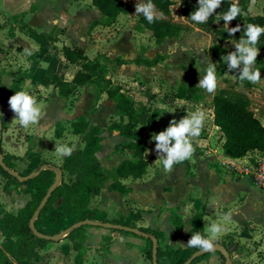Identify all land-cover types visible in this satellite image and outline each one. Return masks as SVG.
Segmentation results:
<instances>
[{"label":"rangeland","instance_id":"1","mask_svg":"<svg viewBox=\"0 0 264 264\" xmlns=\"http://www.w3.org/2000/svg\"><path fill=\"white\" fill-rule=\"evenodd\" d=\"M127 1L134 7L141 3L137 0ZM172 1L174 4L170 8L171 18L174 23L181 25L182 31L178 37L163 43L166 55L162 63L154 68H145L136 67L133 64L117 67L102 62L107 67L106 76L111 75V84L113 81V86L120 85L125 89L131 102L130 109L140 111L143 108H150L155 117L148 134L149 150L145 154V159L149 164L148 172L139 181H123L124 190L121 192L110 191L108 185L111 181H108L100 194L90 199L86 213L96 219L93 221L101 223L117 225L126 223L135 226L136 229L148 228L152 236L157 238V246L162 251H165L166 247L181 250L180 258L175 253L169 252L168 257L163 256L156 259V264H185L192 255L198 252L203 253L197 256L199 259L194 264H264V221L262 222L258 217L259 213L264 210V203L258 206L257 211L254 210L253 203L255 200L259 201L256 196L249 195L241 206L242 213L237 217L231 216L230 222L223 220L220 222V219L226 210L237 212L240 205L239 200H235L230 207L221 205L217 209L214 208L211 215L206 213L204 207L192 205L193 194L186 195L185 193L183 202L187 206L184 205L181 208L180 206L183 205L181 203L177 211L171 212L175 206L166 204L167 196L172 192L173 185L165 178L168 170H165L157 159L153 135L164 131L170 121L179 122L181 118L190 117L194 113L190 110V106L185 107L183 103L193 105L192 108L195 104L198 111L204 112L205 119L200 135L191 141L195 148L194 155L180 164L188 162L187 170L189 171L190 167L193 168L196 165L192 163V160H200L204 161L202 165L204 169H216L221 173L227 172L241 177L248 176L245 173H237L235 168L228 165L222 153L223 137L213 127L210 120L212 98L222 89L245 93L249 98V109L252 113L255 114L256 110L264 112V76L260 75V83L253 84L247 80L241 81L238 75L226 68L216 73L219 74V76L216 75L218 84L213 92L209 93L206 89L199 88L202 96L199 102H183L174 98L179 87L195 86L206 75L204 69L208 59L204 58L203 53L209 57L208 50L215 44V40L212 31L201 28L181 16L180 9L184 0ZM40 2L41 0H0V89H2V96L5 94L12 96L16 92L26 91L36 98L37 106L41 109V116L36 124L21 127L8 105L9 99L0 102V120L4 121L0 148L6 156L5 162L13 165L12 171L23 177L21 175L43 164L59 172L64 157L55 153V147L58 144L73 147V153L77 151L91 153L92 146L86 145L83 134L74 135L70 126L72 121L84 115L88 125L98 127L99 134L103 135L101 140H105L103 143L106 145L105 148L103 145V149L100 143V148L95 153L96 156L103 149L100 156H96L97 159L99 158L101 169L105 174H113L120 162L131 157L124 149L126 140H119L118 145H115L117 134H113L114 131H107L108 126L118 120V115L113 117L110 113L109 107L113 103L107 98L104 86L91 83L81 88L80 92L74 91L68 97L55 95L50 77L55 73L62 76L73 75L80 68L72 66L68 70L65 62L60 60L59 53L52 47L43 58L44 62L40 64L39 60L33 57V53L39 47L38 44L20 30L21 25L27 21L25 15H32L36 12ZM263 5L264 0H252L248 14H256ZM137 15L134 10L129 16H121L111 26V31L120 38L116 48H109L112 58L130 56L132 60L136 57L151 59L157 54L159 47L154 44L150 33L139 26ZM154 17L159 18L160 15L155 11ZM52 29L51 33L55 35L57 31L55 28ZM86 53L93 58L98 51L96 48L89 47ZM256 61H258L259 69L264 71V54H258ZM84 93H91L92 102L90 98L84 96ZM260 121L263 122V120ZM259 158L261 156L257 153H251L236 160L233 165L238 169L253 167ZM173 173L175 176L179 175V171L175 170ZM156 175L159 176L156 177ZM62 180L69 183L73 180V176L65 173ZM252 185L256 187L254 183ZM174 191L175 194L168 198L169 203L182 194L180 189ZM132 194L133 198H137L142 204H138L132 198ZM147 195L152 197V200L143 202ZM30 198L31 190L28 187L17 185L15 181L0 175V213L13 214ZM58 203L59 201L54 207ZM203 210L207 216L202 219L206 238L210 236L208 228L213 222L221 224L224 228L222 234L216 239L215 246L226 250V257L218 250L205 252L197 247L187 246L192 236L191 219L202 214ZM56 215L55 210L44 215L42 229L47 233L58 235L79 219V217L60 218ZM173 215L178 216L183 224V229L179 232L172 224ZM244 216L251 217L255 222L249 220L239 223ZM243 229L249 233V239L239 237ZM135 235L85 225L81 232L68 237L64 236L46 244L42 249H37L41 260L36 264H152V260L144 254L146 243L143 237ZM1 242L2 237H0V245ZM75 243L79 244L83 255L73 250L72 245Z\"/></svg>","mask_w":264,"mask_h":264},{"label":"trees","instance_id":"2","mask_svg":"<svg viewBox=\"0 0 264 264\" xmlns=\"http://www.w3.org/2000/svg\"><path fill=\"white\" fill-rule=\"evenodd\" d=\"M89 1L101 14V24L104 26H112L119 16H129L135 10L134 5L127 0ZM137 1L141 3L147 2V0ZM251 1L223 0L220 7L214 11L206 23H196L190 18L191 13L198 7L197 0H184L181 5L180 14L187 21L212 31L220 43L232 38V36L228 35V29L234 28L237 25L240 27V31L237 32L239 34L238 39H246L247 37L244 35V32L248 24L264 27V8L260 15H249L248 6ZM152 3L160 17H154L153 21L149 22L143 14H138L137 19L139 26L150 33L154 44L160 46L165 40L178 37L182 31V27L172 21L170 13V8L174 4L172 0H152ZM233 4H237L240 7L242 14L226 24L222 20V16L228 12L230 6ZM94 24H98V22L96 21ZM20 30L38 44V49L33 53L34 58L38 60L43 59L52 47L61 54L65 62L76 65L86 71H77L69 82L60 79L57 75H52L50 81L59 97H68L77 87L87 86L91 81L104 86L106 96L114 103L118 115V120L112 122L108 126L107 131H117L121 137L127 140L124 149L131 158L120 162L113 174L103 173L100 163L95 156L101 142L99 129L98 127H90L84 117H79L70 124L72 133L74 135L83 134L86 145L92 146L91 153L86 154L83 151H77L70 156L64 157L59 172H56L51 167L41 171L40 168L44 164L37 169L29 170L25 175L21 176L26 177L34 171H39V174L24 182L17 181L15 177L11 176L0 166V175L15 181L17 185H25L31 190L30 200L15 213H0V237H2L0 264H36L41 260L37 249H42L52 241L38 238L31 231L29 225L36 211H38V215L33 221L34 229L42 235L53 236L56 233H47L42 229V221L45 214L55 210L56 216L60 218L79 217L78 222L96 220L86 213L87 208L90 199L98 196L108 181H111L108 185L110 191L121 192L124 190L123 181H139L147 174L149 164L145 159V153L149 148L148 134L151 131V124L155 117L150 108H143L140 111L130 109L131 102L125 89L118 85L111 88L112 84L110 80L106 79L107 67L102 62L104 61L117 67L132 63L137 67L153 68L163 61L161 55H155L152 59L136 57L130 62H126L119 57L109 59L104 55H98L93 59H89L81 48L56 47L55 44L58 42V39L54 35L38 33L25 24L21 25ZM256 47L259 48V51H264V34L260 35ZM234 51L233 49H223L218 44H214L209 48V57L211 63L216 64V73H220L223 68H228L227 62L221 58ZM13 90L15 91V88ZM10 97V94L2 96V89H0V102L8 100ZM174 98L196 102L202 100L199 89L194 85L179 87ZM211 104L213 125L218 128L223 137L222 153L224 156L231 160H237L256 152L264 158V124L260 123L249 109L250 102L247 96L236 91L222 89L213 97ZM1 123L3 128V119H1ZM0 154L2 155L4 165L9 170H13V165L5 162L6 156L3 155L1 148ZM101 172L102 175L100 176ZM58 173L62 175V178L65 173L72 175L73 180L66 183L61 179L59 185L52 191L45 204L39 208L41 201L55 181ZM58 201V205L54 207ZM202 216V214H199L191 219L192 235L199 232L205 237ZM171 218L175 230L181 231L183 224L179 217L173 215ZM120 225L136 229L135 226L126 223H121ZM83 228L84 226L76 228L65 237L77 234ZM137 230L141 234L146 235L145 237L142 236L146 243L144 254L149 260H152L151 239L155 238L157 241V238L152 236L148 228L139 227ZM120 232L136 236L134 233ZM239 237L249 239L250 235L243 229ZM72 248L75 252L83 255L78 243L73 244ZM169 252L175 253L178 258L182 254L181 250H172L171 247H166L165 251H162L157 246L156 259L158 260L163 256L168 257ZM198 259L199 257L195 258L190 264H194Z\"/></svg>","mask_w":264,"mask_h":264},{"label":"crops","instance_id":"3","mask_svg":"<svg viewBox=\"0 0 264 264\" xmlns=\"http://www.w3.org/2000/svg\"><path fill=\"white\" fill-rule=\"evenodd\" d=\"M38 6H39V9L36 12H34L32 15L31 14L25 15V19L27 21H26V23L24 22V24L33 28L38 33L51 34V35H53L51 33V30H53L52 28H55L57 33L54 36H56V38L58 39V42L55 44L56 47L59 46L58 48H60L61 46H67L70 48H81V49H83V51H85L84 53L89 59H93L98 55H104V56L108 57L109 59L117 58V57H114V58L111 57V53H110L109 48H116L120 38H119V36L117 37V34L115 32L111 31V26H104L103 24H101V14L98 12V10L96 8H94L91 5L89 0H41L40 5H38ZM263 8H264V5L261 7L260 10H258V12L256 14H250V15L254 16V15L262 14ZM248 13H249V6H248ZM120 17L121 16H119L117 18V20ZM96 21L98 22V24H94V22H96ZM212 35L214 36L215 44H218L221 48L236 50L235 44L239 41V39H238L239 34L238 33H235L234 35H232L231 39H229L226 42H222V43H220L218 41V38L214 33ZM171 40H165L164 42H169ZM163 43L160 46H158L159 49H158L156 55H161L163 57V61H164V56L166 54L164 53L165 46L163 45ZM48 45L50 46V44H48ZM89 47L96 48L98 51V54L95 55L93 58H90L89 55H87V53H86L87 49ZM259 54L260 55L264 54V51H259ZM203 56H204V58H206V60L207 59L210 60V57H208V55L206 53H203ZM59 58L62 62H65L60 53H59ZM121 59H123L126 62L132 61L130 56L129 57L125 56ZM43 60H45V59L39 60V63L40 64L43 63L44 62ZM210 62H211V60H210ZM257 62L258 61H256L255 67L257 69H259V65ZM127 65L132 66V63H128V64L120 66V67H124ZM65 66L69 70L72 66H76V65H71V64L65 62ZM141 67H143V66H141ZM242 68H243V64H241L238 69L233 71L234 74L239 75V71ZM226 69H228V68H226ZM77 71L86 72L82 69H79ZM77 71H75V73ZM74 74L69 75V76H62L60 74L55 73L53 75H57L60 79L69 82V81H71ZM216 75L219 76V74H216ZM260 75L264 76V71L260 70ZM110 78H111V75L106 76V79L111 80ZM50 83H51V81H50ZM91 83H95V82L91 81L89 84H91ZM113 85L114 84L112 81L111 88L114 87ZM197 85L195 84V87H197L198 89L201 88V87H198ZM118 86H120V85H118ZM83 87H85V86L77 87L75 89V91L80 92L81 88H83ZM53 92L55 95H57V91L55 88L53 89ZM104 92H105V90H104ZM242 94L246 95L245 93H242ZM84 96H87L88 98H90V101L92 102L91 93H84ZM247 98H248V96H247ZM179 101L196 102V101H192V100H189V101L179 100ZM182 105H184L185 107L190 106L191 111H194V112L198 111L197 110L198 107L196 106V108H195V104H194L195 109L192 108L193 105L191 106V105L185 104V103H183ZM109 108H110L111 115L113 117H115L117 115V110L114 106V103H113V105H110ZM263 115H264V112H260L258 110H256V112L254 114L255 118L262 124H264ZM81 117H84V115H81ZM210 117H211L210 120L212 121V125H213L212 107L210 110ZM84 118L86 119V117H84ZM104 119H106V118H104ZM260 120H263V122H261ZM213 127L216 130H218V128L215 127L214 125H213ZM113 134H117L116 135L117 141L115 142V145H118V141L122 140L124 138L123 137L120 138L119 137L120 135L118 134L117 131H114ZM102 136L103 135H100V138H102ZM104 142H105V140H101V142H100L102 148H103V145H104V148L106 146L105 144H103ZM110 142H106V143H110ZM126 142H127V140H126ZM149 146L150 145H149V138H148V147ZM111 148H112V145H111ZM103 149L100 150V152H98L96 154V156L99 157L101 152H103ZM148 150H149V148H148ZM147 151H146V153H147ZM254 153H256V152H254ZM226 160H230V159L226 157ZM233 161H236V160H233ZM203 162L204 161H200V160H192V163L196 164V165L193 168L190 167L189 171L187 170V168L189 166V165H187L188 162H186L185 164H178L177 166H173L172 170L168 171V173H167L168 175L165 178L168 179V181L172 183L173 190L170 194H168L166 204H168V206H170V205L175 206V207H173L171 212L177 211L179 209V206L181 205V203H183V205L180 206L181 208L184 205L187 206V204L183 202V196L185 195V193H186V195L193 194L194 200L192 202V205H195L198 207L200 206V208L204 207L206 209V213H208V215L213 214L212 212H214L213 211L214 208L217 209L221 205L230 207V204L234 203L235 200H239L240 201L239 202L240 205L238 208L239 210L237 212L233 211L234 215H233V212L230 210H226V212H225V214H230V217L231 216L237 217L238 215H240L242 213L243 210H242L241 206L246 202V199L249 195L254 196V197L256 196V199H259L258 202L255 200V203H253L254 210L257 211L258 206L259 205L261 206L264 203V190H260L256 187H254L251 183V180L248 177H241V176H238L236 174L233 175V174L227 173V172L221 173L220 171H218L216 169H204L202 166ZM175 170H176V172L179 171L178 176L173 175L174 174L173 171H175ZM164 174L165 173H163V175ZM157 176H159V175H156V177ZM144 186H147V185H144ZM176 189H180L182 194L176 200L169 203L168 198L171 195L175 194L174 190H176ZM134 193H135V191L133 190V194ZM133 194H132V198H133ZM133 199L138 204H142V203H139L140 201L137 198L134 197ZM150 200H152V197H149L147 195L144 198L143 202H148ZM252 209H253V207H252ZM261 209H263V208H261ZM202 215H203L202 219L204 217H207V216H205V211L202 212ZM258 217L261 218L262 222L264 221V210H262L259 213ZM222 220H223V217H222V219H220V222ZM249 220H252L253 222H255L253 219H251V217L244 216L242 221H240L239 223H241V222L244 223V221H249ZM230 221L231 220H229L228 222H230ZM224 222H227V221H224ZM202 223H203V221H202ZM98 228H100V227H98ZM204 234H206V233L204 232Z\"/></svg>","mask_w":264,"mask_h":264},{"label":"clouds","instance_id":"4","mask_svg":"<svg viewBox=\"0 0 264 264\" xmlns=\"http://www.w3.org/2000/svg\"><path fill=\"white\" fill-rule=\"evenodd\" d=\"M222 2L223 0H197L198 7L191 13V20L196 23H206ZM135 14H143L149 22H152L155 15V6L152 0L136 4ZM241 14L242 10L240 7L237 4H233L230 6L228 12L223 14L222 20L228 24V22L236 19ZM239 31L240 27L237 25L234 28L228 29V35L232 36ZM261 34H264V27L248 24L244 32L247 38H240L235 44L236 50L221 58L227 62V67L230 71L238 69L243 64V68L240 69L238 75L241 81L247 80L253 84L261 82L260 70L255 67L256 58L259 54V48L256 45ZM204 70L206 75L203 79L199 80L197 86L211 93L216 89L218 84L216 64L208 60ZM8 105L21 127L36 124L40 119L41 109L37 106L36 98L29 95L26 91H19L12 95L8 100ZM204 119V112L197 111L192 113L190 117L185 116L181 118L179 122L176 120L170 121L164 131L153 135L154 139L153 137L152 139L155 141L157 159L165 170L171 171L174 165L180 164L194 155L195 148L191 141L200 135ZM73 151L74 148L66 144H58L55 147V153L61 157L70 156ZM230 218V214H224L223 216L224 221H229ZM223 231L224 228L221 224L213 222L208 228V232L210 233L208 238L196 232L187 242V246L197 247L205 252L214 251L215 241Z\"/></svg>","mask_w":264,"mask_h":264},{"label":"water","instance_id":"5","mask_svg":"<svg viewBox=\"0 0 264 264\" xmlns=\"http://www.w3.org/2000/svg\"><path fill=\"white\" fill-rule=\"evenodd\" d=\"M1 134H2V123H1V120H0V141H1ZM0 166L5 170L7 171L11 176L15 177L16 179H18V181L20 182H24L32 177H35L39 174V171H36L34 173H31L30 175L26 176V177H20L18 176L14 171L12 170H9L3 163L2 161V157H1V154H0ZM48 169L47 166H42L40 168V170H46ZM62 179V175L60 173L57 174V177L55 179V181L53 182V184L50 186V188L48 189L45 197L43 198V200L41 201L40 203V206L39 208H41L45 202L47 201V199L49 198V196L51 195L52 191L58 186L59 182L61 181ZM38 215V211H36L35 215H34V218L32 219L31 223H30V229L31 231L38 237V238H43V239H48V240H51V241H54V240H58L64 236H66L67 234H69L71 231H73L74 229L76 228H79L81 226H85V225H88V226H94V227H100V228H105V229H110V230H117V231H125V232H130V233H134V234H138V235H141L143 237H145L146 235L144 234H141L137 229H134V228H129V227H125V226H121V225H117V224H111V223H101V222H98V221H91V220H84V221H80V222H77L75 224H73L72 226H70L69 228L65 229L64 231H62L61 233H59L58 235H55V236H45V235H42L40 233H38L35 229H34V226H33V221L35 220V218L37 217ZM152 264H156V250H157V241L155 238H152ZM214 250H218L222 253V255L224 257H226L227 255V252L226 250H224L223 248L221 247H218V246H215V249ZM203 252H198L194 255H192L187 261L185 264H190L192 260H194L197 256H199L200 254H202Z\"/></svg>","mask_w":264,"mask_h":264},{"label":"built area","instance_id":"6","mask_svg":"<svg viewBox=\"0 0 264 264\" xmlns=\"http://www.w3.org/2000/svg\"><path fill=\"white\" fill-rule=\"evenodd\" d=\"M235 161L233 160H227L228 165L232 166L233 169L235 168V171L237 173L242 174L245 173L250 178L251 182L254 183V185L259 189H264V158H259L258 161H255V166L249 167V168H242L238 169L235 167L234 164Z\"/></svg>","mask_w":264,"mask_h":264}]
</instances>
